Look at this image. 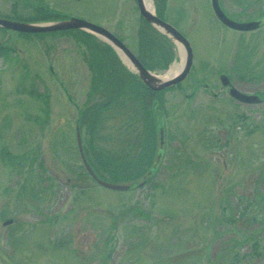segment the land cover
I'll return each mask as SVG.
<instances>
[{"label": "rangeland", "instance_id": "rangeland-1", "mask_svg": "<svg viewBox=\"0 0 264 264\" xmlns=\"http://www.w3.org/2000/svg\"><path fill=\"white\" fill-rule=\"evenodd\" d=\"M152 2L193 65L153 101V154L135 182L114 181L130 185L122 192L97 185L76 146L77 126L90 168L114 183L86 151L83 116L113 86L93 90L92 51L73 33L0 30V264H264V0H219L229 19L260 22L248 33L223 27L210 0ZM45 13L101 26L139 53L135 0H0L6 20ZM168 44L172 61L155 75L183 65ZM222 74L261 102L232 99ZM118 111L98 144L133 156L142 118L135 105Z\"/></svg>", "mask_w": 264, "mask_h": 264}, {"label": "trees", "instance_id": "trees-1", "mask_svg": "<svg viewBox=\"0 0 264 264\" xmlns=\"http://www.w3.org/2000/svg\"><path fill=\"white\" fill-rule=\"evenodd\" d=\"M163 3L164 0H158ZM157 16H161V10L157 9ZM58 18L53 14H36L30 22L53 21ZM62 33H73L77 40L85 43L93 55V90L94 85L100 83L104 86L111 83V96L99 103L83 116L85 132L87 134V155L91 156V164L104 174L108 175L114 182H135L139 175L143 174L149 165L153 148L155 146V120L151 115L150 108L153 101L164 91L153 93L149 91L137 78L129 72L117 58L114 51L106 45H100L97 39L83 31H65ZM45 35V34H40ZM139 53L137 58L148 70H164L171 63L173 54L169 47V40L157 33L148 24L142 21L139 29ZM109 70L104 76V67ZM138 106L136 117L142 118L141 136L138 138L137 151L133 156H120L109 152L101 147L98 142L103 139L100 132L105 124L119 115L118 109H130ZM139 133V132H138ZM86 155V156H87Z\"/></svg>", "mask_w": 264, "mask_h": 264}, {"label": "water", "instance_id": "water-1", "mask_svg": "<svg viewBox=\"0 0 264 264\" xmlns=\"http://www.w3.org/2000/svg\"><path fill=\"white\" fill-rule=\"evenodd\" d=\"M138 11L142 19L152 26L156 31L159 33L167 36L168 38L174 40L179 45H181L185 60L181 70L172 78L160 80L158 79L153 73L147 70L140 61L133 55V53L120 41L118 40L113 34L108 32L102 27H99L95 24L86 22L81 19H67L64 21H58L48 24H26V23H19L13 22L9 20L0 19V27L5 29L14 30L20 33H47V32H57V31H65V30H82L88 33L94 34L104 41H106L117 53L118 55L127 62L129 66L132 67L140 81L148 87L149 90L156 92L160 90H164L171 86L176 85L177 83L183 81L186 76L189 74L192 61H193V54L191 47L188 41L171 25L167 24L163 20L159 19L155 14L151 13L145 8L143 0H136ZM211 6L216 18L225 26L238 30V31H250L255 29L258 24L255 22L249 23H237L230 19H228L222 10L219 7L218 0H211ZM220 81L223 86L229 85V80L225 75L220 76ZM229 95L236 99L239 102L246 103V104H256L260 102V99L255 95H246L242 94L237 91L235 88H229ZM76 136H77V144L79 148V152L81 154V158L83 163L89 172V174L96 180L98 184L101 186L118 191L127 190L129 187L126 185L120 184H109L96 179L89 169L88 165L86 164L83 154H82V147L81 141L79 136V130L76 128ZM11 221H6L4 225L10 224Z\"/></svg>", "mask_w": 264, "mask_h": 264}, {"label": "bare ground", "instance_id": "bare-ground-1", "mask_svg": "<svg viewBox=\"0 0 264 264\" xmlns=\"http://www.w3.org/2000/svg\"><path fill=\"white\" fill-rule=\"evenodd\" d=\"M143 3L145 5V8L150 11L151 13H153V2L152 0H143ZM141 25H142V22H141ZM170 39V38H169ZM171 43H177L175 42L174 40L170 39ZM178 44V43H177ZM184 60H185V55H184ZM125 61V60H124ZM126 62V61H125ZM127 63V62H126ZM184 63V61H183ZM181 65H173L170 67V69L164 73L163 75H160V76H156L158 79L160 80H165V79H169V78H172L174 77L176 74H178V72L181 70Z\"/></svg>", "mask_w": 264, "mask_h": 264}, {"label": "flooded vegetation", "instance_id": "flooded-vegetation-1", "mask_svg": "<svg viewBox=\"0 0 264 264\" xmlns=\"http://www.w3.org/2000/svg\"><path fill=\"white\" fill-rule=\"evenodd\" d=\"M4 212L6 213V212H7V210H5ZM9 237H10V236H8V235H7V240H9Z\"/></svg>", "mask_w": 264, "mask_h": 264}]
</instances>
